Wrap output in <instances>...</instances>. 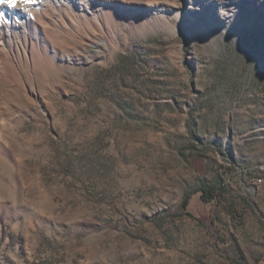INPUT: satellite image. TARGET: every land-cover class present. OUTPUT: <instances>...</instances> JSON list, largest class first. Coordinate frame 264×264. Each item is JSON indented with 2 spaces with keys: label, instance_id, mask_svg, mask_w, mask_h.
<instances>
[{
  "label": "rangeland",
  "instance_id": "obj_1",
  "mask_svg": "<svg viewBox=\"0 0 264 264\" xmlns=\"http://www.w3.org/2000/svg\"><path fill=\"white\" fill-rule=\"evenodd\" d=\"M0 264H264V0L0 4Z\"/></svg>",
  "mask_w": 264,
  "mask_h": 264
},
{
  "label": "trees",
  "instance_id": "obj_2",
  "mask_svg": "<svg viewBox=\"0 0 264 264\" xmlns=\"http://www.w3.org/2000/svg\"><path fill=\"white\" fill-rule=\"evenodd\" d=\"M188 160L192 163L202 164L204 161V158L201 156L200 153L192 151L189 154ZM195 193H199L200 198L205 201L208 199H213L220 194L218 189H214V188H199L195 191ZM187 203H188V200H187Z\"/></svg>",
  "mask_w": 264,
  "mask_h": 264
},
{
  "label": "snow or ice",
  "instance_id": "obj_3",
  "mask_svg": "<svg viewBox=\"0 0 264 264\" xmlns=\"http://www.w3.org/2000/svg\"><path fill=\"white\" fill-rule=\"evenodd\" d=\"M18 0H0V4H7L11 7H16ZM21 3H27L28 0H20Z\"/></svg>",
  "mask_w": 264,
  "mask_h": 264
}]
</instances>
